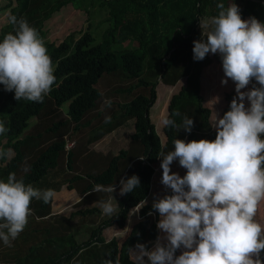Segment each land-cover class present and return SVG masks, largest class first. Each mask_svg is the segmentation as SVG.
I'll list each match as a JSON object with an SVG mask.
<instances>
[{
    "label": "trees",
    "instance_id": "16d2710c",
    "mask_svg": "<svg viewBox=\"0 0 264 264\" xmlns=\"http://www.w3.org/2000/svg\"><path fill=\"white\" fill-rule=\"evenodd\" d=\"M221 2L226 7L235 3L244 20L254 17L264 23V0H14V4L10 1L8 6L0 7V10L9 9V15L26 19L37 29L53 61L56 77L52 91L42 103L17 101L14 92H6L0 85V122L8 129L0 135V148L10 150L12 155L0 159L4 163L0 166V179L6 180L14 172L18 179L23 178L26 184L37 188L43 186L50 171L63 167L68 173L66 188L75 190L80 197L75 205H93L75 213L81 216L101 212V202L111 195L88 194L94 185L115 184L117 190L121 178L136 175L140 180L137 189L119 198L118 213L95 228L90 238L80 244L70 237V218L53 214V201L45 204L33 199L32 215L23 232L11 247L0 241V264H104L105 261L137 264L131 257L136 245L153 247L159 235L156 227L159 214L152 204L139 208L138 216L133 217L141 220L132 224L128 233H121L124 237L121 244L116 239L107 243L102 233L113 225L126 229L132 218L130 212L150 196L155 166L161 163L157 153L163 145L150 116L159 82L175 87L187 79L186 85L173 94L168 117L178 125L185 116L193 120L190 132L164 127L165 151L174 150V139L214 140L215 115L220 118L230 110V102L236 95L229 91L228 82L221 84L226 79L221 58L209 53L197 61L192 52L193 41L202 39L200 22L215 16L216 5ZM240 2H244L241 7ZM68 5L85 14L93 7L108 11V27L101 43H94L89 30L74 33L75 40L70 34L58 45L47 40L45 22ZM8 17L0 39L13 30ZM206 67L216 71L205 95L202 73ZM228 81L235 86L233 81ZM256 83L253 80L242 91H248ZM101 84L114 97L110 106L105 104L103 108ZM245 105L248 106L247 100ZM105 116L111 117L110 123L104 122ZM32 118L36 121L26 133L24 130ZM131 119L136 121L126 149L118 155L104 157L90 150V145ZM68 141L73 144L68 145ZM97 156L103 161H97ZM25 165L30 166L27 172ZM182 171L185 175L186 169ZM175 173L180 175L179 171ZM165 194H171L170 190L162 188L161 196ZM257 220L260 222L258 214ZM261 258L264 259V253Z\"/></svg>",
    "mask_w": 264,
    "mask_h": 264
},
{
    "label": "clouds",
    "instance_id": "9594fccd",
    "mask_svg": "<svg viewBox=\"0 0 264 264\" xmlns=\"http://www.w3.org/2000/svg\"><path fill=\"white\" fill-rule=\"evenodd\" d=\"M216 7L218 13L205 24L209 30L202 33V39L193 41V59L218 53L226 77L221 84L233 81L236 96L230 110L220 118L215 115L214 140L174 139V150L169 151L164 150L166 143L161 145L157 153L160 183L171 194L153 199L152 209L159 214L156 227L162 235L151 249L136 245L137 264H264V224L257 220L264 203V23L254 17L242 19L233 2ZM8 23L13 30L0 39V85L4 91L14 92L17 101L42 103L56 81L48 49L26 19L10 14ZM253 80L259 87L242 91ZM105 104L110 106L111 101ZM104 122L110 123L111 117L105 116ZM162 125L190 132L193 120L185 116L178 125L165 116ZM7 131L0 122V135ZM9 151L0 148V159ZM173 161L186 169L183 177L171 171ZM29 170L25 165L24 171ZM139 185L136 175L121 178L119 195ZM115 191V184H96L88 194H111L101 204L102 213L112 217L119 208ZM55 196L54 189L35 188L14 172L6 180L0 179V241L12 246L28 224L33 199L48 204ZM145 203L142 200L137 210ZM177 250H181L179 255Z\"/></svg>",
    "mask_w": 264,
    "mask_h": 264
},
{
    "label": "rangeland",
    "instance_id": "374dc122",
    "mask_svg": "<svg viewBox=\"0 0 264 264\" xmlns=\"http://www.w3.org/2000/svg\"><path fill=\"white\" fill-rule=\"evenodd\" d=\"M12 2L14 4V0H0V7L8 6L9 2ZM244 2H240L239 7L243 5ZM9 15V9L0 10V32L2 28L7 24V17ZM108 18V11L104 10H98L96 7H93L89 9V13L85 14L82 11H77L71 7V5H68L66 7H62L58 12L54 13L52 17L45 22L43 30L47 32V40L49 42H53L55 44H60L63 41H65L68 36L71 34L74 36V33H78L81 31L89 30L95 39V44L101 43L103 34L106 31L108 27L107 23ZM210 19H204L200 22V30L204 33L208 31L209 29L205 27V24H209ZM210 26V25H209ZM79 35H77L78 38ZM220 57V55L217 53L215 54ZM219 65V64H218ZM216 68L209 67L205 68L202 77H204V94H207V90H210V86L214 81ZM187 79H182L175 87H166L161 82H159L157 89V99L154 105L151 107L150 110V116L152 121L155 123L158 133L160 134V138L162 140V144L166 143V137L164 134V126L162 125V119L165 116H168V105L169 102L176 91H178L181 86L186 85ZM229 83V91H233L235 93V86L231 85ZM102 86V90L104 92V100L103 104L101 105V108L105 106V101L114 99V97L110 94V91L108 88L104 85ZM256 86L259 87V85L256 83ZM250 90V89H249ZM236 95V93H235ZM68 106V102H66L63 105V110L66 111ZM66 115V113H65ZM35 119L32 118L29 120V125L25 128V132H30V129L32 125L35 123ZM135 119L129 120L127 123H125L123 126L115 129L111 133L105 135V137L98 141L95 144L90 145V150L100 154V156H107V155H118L119 152L122 149H126L129 146L130 143V135L134 131V125H135ZM0 141L2 139L0 138ZM4 143V141L2 142ZM73 144L72 142L68 141V145ZM11 153L8 155V157H11ZM97 161L102 162V158L97 156ZM0 166H4V163ZM156 172L152 180V187L150 196H148V199L145 200V204H152L154 198H160L162 197V188L166 189L161 183V176H162V169L160 168V165L155 166ZM172 172L179 171L180 176H183V168L179 165L178 161H173V163L170 165ZM67 170L65 168H59L55 169L49 172L47 179L44 180L43 186L39 187L38 189H54L56 192V196L53 199V205H52V212L53 214L63 215L70 218V224H71V233L70 237H73V239L76 241V243H83L90 238L91 232L98 228L100 225H102L106 220L112 218L110 216H106L102 213V206L101 212H97L92 215L87 216H81L78 213L79 211L84 210L85 208H91L93 205L90 203V205L84 207L80 205H75L77 201L79 200V195L75 191H69L66 188V176H67ZM34 186V185H33ZM115 201L118 204L119 198H121V195H119V189L116 190L115 194L113 195ZM115 201H113V204L115 205ZM144 204V205H145ZM61 212V213H55V212ZM119 210V208H118ZM134 215L138 216V210L135 208V210H132L129 214V217L132 216L129 226H127L126 229L121 230L117 225H113L112 227L105 229L102 233V237L105 239L107 243H110L112 240L116 239L118 240L119 244L123 242L121 238L122 232L129 231V229L135 225V223L139 222L141 219L140 217L135 218ZM259 215V221L260 223L264 224V204L262 203L261 208L258 211ZM159 235H162V233L159 231ZM181 251V250H180ZM180 251L178 252V255L180 254ZM131 257L133 261H136V250L131 252ZM137 262V261H136Z\"/></svg>",
    "mask_w": 264,
    "mask_h": 264
},
{
    "label": "crops",
    "instance_id": "0c3cea01",
    "mask_svg": "<svg viewBox=\"0 0 264 264\" xmlns=\"http://www.w3.org/2000/svg\"><path fill=\"white\" fill-rule=\"evenodd\" d=\"M71 191H75V190H71ZM76 192V191H75ZM55 213H61V212H58V210H57V212H55Z\"/></svg>",
    "mask_w": 264,
    "mask_h": 264
}]
</instances>
